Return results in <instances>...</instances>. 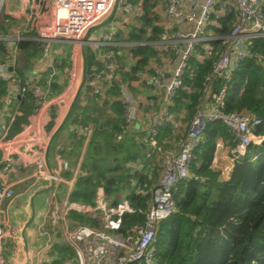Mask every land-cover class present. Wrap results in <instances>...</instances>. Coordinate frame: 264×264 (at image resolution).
Wrapping results in <instances>:
<instances>
[{"label":"built area","instance_id":"2783aa9c","mask_svg":"<svg viewBox=\"0 0 264 264\" xmlns=\"http://www.w3.org/2000/svg\"><path fill=\"white\" fill-rule=\"evenodd\" d=\"M116 0H37L33 7L37 20L31 23L35 33L34 40L38 42L39 53L32 60L30 69L20 82L15 68L19 65L21 52L18 42L23 39L20 34L0 36L3 45V54L0 58V78L6 82V93L0 97V117L5 114L8 125L2 127L0 135V149L5 146L22 145L20 157L32 154V177L36 180L48 176L44 161V149L49 134L39 123H28L5 140L10 127L18 114L11 111L12 103L18 97L27 93L34 100L35 110L51 111L60 107H67L74 96L79 83L81 66V48L90 44L95 51V59L101 63V68L85 77L84 83L90 89L98 87L110 88L115 84L120 86L119 102L127 121L134 120L140 115L148 116L145 109L133 105L128 95L126 81L121 79L117 51L114 41L121 30L122 23L111 19L109 25L103 29L97 38L83 41L86 31L101 23L111 12ZM164 15L167 21L188 25L191 28H175L169 23L159 34L165 52V64L169 63L168 54L172 52L179 60L165 81L166 71L162 63L151 62V70L142 83L149 86V101L152 105L155 98L163 101L164 122L172 127L169 137L170 148L162 149L155 141L157 130L149 131L148 137H137L127 146L126 164L132 168H141L151 148L157 149L163 157L161 176L150 189V199L145 210H139L145 215L141 224H135L121 231V218L125 213H134L135 209L127 198H121L116 205H112L102 185L95 189L92 203L71 200L72 189L62 191L60 184L65 179L59 171L53 170L56 182L55 189L47 198L46 210L38 231L47 237L45 246L37 253L35 264H50L57 257L47 255L44 260L40 255L46 249L56 250L54 244L58 238L69 248V257L62 264H154L155 253L153 242L157 227L161 220L176 210V185L193 178L199 180L193 172L194 153L203 131L209 122L220 121L225 125L235 144L230 148L232 158L244 154L250 143H258L260 136H256L253 128L260 123L254 115L242 111H225L223 100L226 86L223 85L216 93L211 92V83L216 78L229 80L243 59H252L264 64V55L254 53L250 42L254 38L264 37V0H163ZM4 0H0V13ZM195 5H200L195 8ZM116 7L126 13L127 18L136 17L141 13V1L117 0ZM217 7V8H216ZM40 10V12H39ZM233 15L231 30L226 36L204 37L207 25L215 15ZM170 33L172 34L170 36ZM245 38V45L235 43L238 38ZM226 38L222 48L218 50L211 39ZM184 43L180 50L176 42ZM207 42L204 46L202 43ZM54 43H64L67 48L69 66L63 70V76H57L64 61L61 50L54 48ZM144 44V43H141ZM201 46L202 49H198ZM200 47V48H201ZM201 53V54H200ZM128 54L132 56L130 50ZM201 55L210 61V71L203 81V95L199 98L195 112L187 124L182 123L177 114L172 112L173 98L183 87V73L188 60L192 56ZM164 63V62H163ZM164 64V65H165ZM60 81V82H59ZM59 82L61 89L56 91ZM57 112L62 116L64 111ZM55 114V115H56ZM163 124V122H162ZM92 124L86 117L78 114L73 116L69 124L71 145L85 155L92 133ZM7 153L0 162L14 165L12 155ZM20 162V161H19ZM69 163L65 159L59 161L61 170L68 169ZM19 193L12 184H0V264H7L10 253L5 247V241H14L16 228L9 222V203ZM72 213L86 215L98 224L81 223L71 218Z\"/></svg>","mask_w":264,"mask_h":264},{"label":"trees","instance_id":"16d2710c","mask_svg":"<svg viewBox=\"0 0 264 264\" xmlns=\"http://www.w3.org/2000/svg\"><path fill=\"white\" fill-rule=\"evenodd\" d=\"M132 1H141V13L127 35V41L131 42L130 52L135 58L134 64L130 66V80L137 78L152 58H158V51L151 41L158 39L162 30L155 11L159 0ZM262 10L264 12V4ZM219 23L220 26L213 27L215 33L228 35L233 15L220 17ZM223 41L220 38L211 43L222 47ZM18 47L21 56L15 70L22 82L32 60L39 53V45L34 39H22ZM250 48L254 53L264 55V37L252 39ZM198 49L201 50L200 46ZM3 52L0 41V58ZM120 57L121 54L118 59ZM119 68L122 74L120 64ZM209 71L208 59L190 57L183 73V87L173 98V112L184 110L186 117L192 118L199 98L203 95L204 77ZM223 85L226 86L223 109L246 111L259 118L260 123L253 128V132L262 139L258 143H250L244 154L234 159L227 177L221 178L219 172L212 168L218 140H224L231 147L235 142L220 121L207 123L194 153L193 172L200 179L190 178L176 185V210L161 220L157 227L153 242L154 264H264V64L243 59L229 80L216 78L212 81V94ZM5 93L6 82L0 78V97ZM16 99L20 101V115L15 117L10 132L22 129L35 108L29 93ZM115 104L122 109L119 101H115ZM106 122V128L104 122L100 123L96 134L94 131L92 135L93 139L97 138L100 146L122 129L120 123L110 125L109 120ZM171 132L170 124L159 126L155 137L157 142L162 137L170 136ZM109 146L111 150L118 151L114 145ZM123 149L124 142L121 152ZM151 151L156 149L149 150L146 163L149 159L152 163ZM125 160L126 157L122 156L114 164L86 162L83 165L86 174L77 178L70 194L71 200L92 203L96 187L102 184L112 205H116L122 197L127 198L135 212L122 216L121 231L143 223L145 215L139 210H145L149 203L150 192L146 191V187L151 183L147 172L143 170L131 175L124 172L121 166ZM71 218L81 223L98 224L97 220L83 214L72 213ZM54 247L60 253L69 250L61 242L55 243Z\"/></svg>","mask_w":264,"mask_h":264},{"label":"crops","instance_id":"0c3cea01","mask_svg":"<svg viewBox=\"0 0 264 264\" xmlns=\"http://www.w3.org/2000/svg\"><path fill=\"white\" fill-rule=\"evenodd\" d=\"M36 1L37 0H4V3L1 7V13H0V36H4V35L11 36L15 34H20L23 37V39H34L35 33L33 32L31 28L32 26L31 23H34V21L37 20L35 18V15L37 13L36 12L34 13V10H35L34 8L36 7H33ZM203 1L204 0H200L199 3H202ZM199 6L200 5H195V8L198 9ZM163 9H164V2L163 0H159L155 11L158 15V20H159L158 24L162 29L165 27L164 25L165 23H169L170 25H172L173 29L178 28V27L179 28L185 27L186 29L191 28V26H188V25H182V24L179 25L177 24V22L167 21V19L165 18ZM220 17L222 16L215 15L212 18V21L207 25L205 29V33L203 34L204 37L215 38L214 36L216 37L220 36V35H217L213 29L214 26L215 27L220 26V23H219ZM113 18L119 20L122 23L121 30L116 36V39L114 41L116 49H118L121 52V57L120 59H118V62L121 65V69H122L121 79L126 81L125 83L128 86V89H127L128 95L132 99L133 105L136 106L138 110L139 108L145 109L146 111L149 112V115L148 116L140 115L139 117L137 116L132 121H127L124 118L125 116L123 115V109L117 107V105L115 104V101H119V97L121 96L120 86H112L107 89L99 86L98 90L96 89L87 90L83 86L78 96V99L74 105V108L71 112V115L69 119L67 120L69 122L68 126L64 125L60 129V131L57 133L56 137L54 138L49 148V152H48V161L50 163V166L52 167L53 170L59 171L60 176L63 177V179H65L64 183L60 184V188L62 189V191H65V189H69V188L73 190L77 178L81 175L86 174V169L83 167V165L86 162L97 161L100 164H114V162L117 160L118 157L127 156V150H128L127 145L132 140H134L137 137H140V138L148 137L149 131L152 129H156L158 133L159 126L167 125V122H164V116H163L164 106H163L162 97L155 98L154 103L152 105L148 104L149 92H150L149 86L142 83V80L144 76L150 72L152 68L151 62L155 61V62L162 63V66L164 67L166 71L165 81H168L169 74L175 68L179 58L175 54L170 52L168 54V59L170 60V62L165 64V61H163L165 60V56H164L165 52H163V44H162V41L158 37V39L151 41V43L155 45V48L158 51V58H152L149 62L148 67L144 71L138 73L137 78L130 80L129 79L130 78V66L134 64L135 58H133V56H130L128 54V51L130 50L129 48H130L131 42L127 41V35H128V31L130 27L134 23H136L137 16L133 18L131 17L127 18L126 13H124V11L121 8L116 7L115 12L113 16L111 17V19ZM108 25H109V22L101 27L94 28V29H97L96 38L98 37L99 33L103 29H105ZM171 35L172 34L170 33V36ZM87 39H88V36H87ZM222 39L224 40L222 42V45H223L226 38H222ZM212 40H215V39H211L209 43H211ZM235 43L238 45H245L247 43V40L243 37L242 38L240 37L237 39V41H235ZM176 44L178 47L181 46L180 50L184 49V45H183L184 43L177 41ZM205 44H207V42L205 43L203 42L202 46H204ZM85 45L83 47L84 53H85ZM65 46L66 45L64 43H54V48L61 50L62 55L60 56L62 57L64 61V64L60 68L59 74L57 75L59 77L63 76V73H62L63 70L69 66V60L67 56L68 52ZM214 46L216 48L218 47L216 45ZM196 56L199 60H203L201 55H196ZM85 57H86V53H85ZM93 61L94 62L89 66V69H87V59H86L85 77L88 74L94 71H98L101 68V63L99 61H97L95 58ZM81 66L83 68L82 57H81ZM81 79H82V71L80 72L79 83L76 88V91L79 87ZM59 82L56 86H54L56 91H59L61 89ZM84 85L86 84L84 83ZM69 105L67 107H62V108L60 107V111L59 109L57 110V107H55V110L51 111V114L47 113L46 109L45 110L42 109L40 110V113H38L36 112L34 108V111L31 112L27 118L26 125L28 123L41 124L44 128V131L49 134V138H50V135L52 134L54 129L57 127V125L61 122L62 118L64 117ZM19 107H20V101L16 99L12 103L11 111L13 112L14 110H17L18 111L17 116L20 115V112L18 109ZM58 111L59 112L64 111V114L62 116H60L59 114H56ZM78 114L86 117L91 122L92 128H93L91 137L94 131L96 134V128L98 127V124L100 123L104 122L105 128H106L107 120H109L110 125H112L113 123H120V125H122L121 126L122 129L116 133L117 135L116 139L120 140L122 136L124 139L125 138L129 139L127 140L125 144V150L123 149L124 152L122 151L123 153L121 154V152L119 153L118 151H115L114 149L111 152H107V154L104 156H96V152H94L93 150L94 148L96 149V146H100V145L98 143L99 141L95 137L93 141L94 142L93 146L91 147L92 149L90 150V152L92 151V153L88 154V152L86 151L85 155L82 156L80 151L71 145L70 133H69L70 121L72 120L73 116L78 115ZM175 114H177L178 119L180 118V120L184 124H187L191 119V118L186 117L184 110H182L179 113H175ZM1 115L2 116L0 117V135L2 133V127H6L8 125V119H9L5 114H1ZM20 130L16 129L13 132L9 131L5 140L10 139L15 133H17ZM169 137L170 136L165 137V138L162 137L160 142H157V139L155 138V141L162 149H168L171 146V143L169 142ZM100 143H101V140H100ZM21 147L22 145L17 144L16 146L7 145L3 147L2 149H0V159H2V157H4L7 153L14 152V154L12 155V160H13L14 165H9L6 162H0V184L1 183L12 184L16 192L19 194L23 193L35 181V179L32 177L34 157L32 154H29V155L24 154V157H20L19 155H21ZM217 150H218L217 152H219V148H217ZM156 151L159 152L157 149ZM229 152H230V149H229ZM216 157L217 156L215 154L214 160H216ZM61 159H65L68 161L69 163L68 169L61 170L59 168V161ZM125 164H126V160H125ZM163 164H162V170H163ZM144 165H145V162H144ZM231 165L232 163L226 166L225 177H227L228 171ZM143 167L134 168V169L141 170ZM159 173L160 174H159L158 180L161 176L162 171ZM156 183L153 184L152 187L155 186ZM107 198L109 199V201L111 200V198L108 195H107Z\"/></svg>","mask_w":264,"mask_h":264},{"label":"water","instance_id":"95a60500","mask_svg":"<svg viewBox=\"0 0 264 264\" xmlns=\"http://www.w3.org/2000/svg\"><path fill=\"white\" fill-rule=\"evenodd\" d=\"M116 3L117 0L115 1L109 15L101 23L90 27L86 31L82 38L83 41H87V36L92 29L101 27L110 21L115 12ZM81 54L83 62L81 82L64 117L50 135L44 149V161L48 176L36 179L23 193L17 195L9 203L8 219L9 222L16 228V233L14 235L16 249L14 252L9 253L7 264H35L37 260V253L45 246L47 237L40 234L38 228L44 217L47 198L52 194L56 186V182L53 177L54 172L48 161L49 148L57 133L69 119L83 86L87 90L90 89L87 85H84L86 57L83 47L81 48Z\"/></svg>","mask_w":264,"mask_h":264},{"label":"rangeland","instance_id":"374dc122","mask_svg":"<svg viewBox=\"0 0 264 264\" xmlns=\"http://www.w3.org/2000/svg\"><path fill=\"white\" fill-rule=\"evenodd\" d=\"M96 30L97 29H94L89 33L88 40L96 38ZM221 48H222L221 45H219L217 47L218 50ZM85 53H86V59H87V69H89V66L94 62L93 60L95 58V51L93 50V48L90 44L85 45ZM96 64H97V62H96ZM68 123L69 122L67 121L65 125L68 126ZM116 137H117V135L115 133L110 137L109 141L104 142L102 144V146H96V149L94 148V150H93L94 152H96V156H104L107 154V152H111L112 150H111L109 144L116 146L115 148L120 153L122 150V143L124 142V145H125L127 140H129V139L128 138L124 139L122 136L120 140H117ZM93 141H94V139L91 137V139L89 141V145L87 147L88 150H86L88 152V154L92 153V151L90 152V150L92 149L91 147L93 146V143H94ZM217 145H218L217 147L219 148V152H216L217 157H216V160L213 161L212 168L214 170L218 171L219 176L221 178H223V177H225V174H226V170H225L226 166L229 165L230 163H232L234 161V159L232 158V154L229 152V149L231 147L230 144L226 143L224 140L219 139ZM123 152H121V154ZM151 152L152 153H150V154H153L152 159H151L152 163L150 162V159H149L147 163L145 162L143 169H141L145 173L147 172L148 177L151 180V183L149 185H147V187H146L147 192H150L152 185L157 182L159 174H160L159 172L162 171V164H163V157L161 156V153L157 152V151H151ZM121 169L128 174H130V173L133 174L135 172H138V170H135L134 168L127 166L126 164H123V166H121ZM9 240H10V238L8 237L7 240L5 241V247L11 253V252L15 251L16 244L14 241H9ZM58 242H61V244L64 245L63 242L61 241V239H59V238H58L57 243ZM51 254L57 258L53 262H51L50 264H62V261L64 259H66L67 257H69L70 251L66 250V251H62L60 253L57 249L51 250L50 248H48L44 252H42L40 257L42 260H44V258L47 255H51ZM42 263L46 264L44 261Z\"/></svg>","mask_w":264,"mask_h":264},{"label":"bare ground","instance_id":"6f19581e","mask_svg":"<svg viewBox=\"0 0 264 264\" xmlns=\"http://www.w3.org/2000/svg\"><path fill=\"white\" fill-rule=\"evenodd\" d=\"M178 63V62H177Z\"/></svg>","mask_w":264,"mask_h":264}]
</instances>
